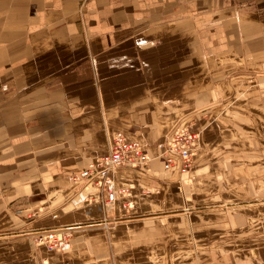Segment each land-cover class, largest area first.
<instances>
[{"label": "crops", "instance_id": "1", "mask_svg": "<svg viewBox=\"0 0 264 264\" xmlns=\"http://www.w3.org/2000/svg\"><path fill=\"white\" fill-rule=\"evenodd\" d=\"M115 132L150 156L129 208L70 180ZM0 264H264V0H0Z\"/></svg>", "mask_w": 264, "mask_h": 264}, {"label": "built area", "instance_id": "2", "mask_svg": "<svg viewBox=\"0 0 264 264\" xmlns=\"http://www.w3.org/2000/svg\"><path fill=\"white\" fill-rule=\"evenodd\" d=\"M198 132L187 125L175 124L168 136L157 146L159 156L163 158V167L167 170L176 168L185 172L193 166V156L198 148ZM107 152L91 160L79 173L70 177L71 182H77L86 190H97L103 193L104 206L111 204L117 198H124L122 206L129 208L132 196V184L116 185V171L142 168L147 165L150 156L136 141L129 140L121 132L111 136ZM126 198V199H125ZM69 231L39 232L34 240L48 249L63 251L70 246Z\"/></svg>", "mask_w": 264, "mask_h": 264}, {"label": "rangeland", "instance_id": "3", "mask_svg": "<svg viewBox=\"0 0 264 264\" xmlns=\"http://www.w3.org/2000/svg\"><path fill=\"white\" fill-rule=\"evenodd\" d=\"M182 122H183V121H179V122H177L176 124H182V125H185V124L182 123ZM174 125H175V124H174ZM174 125H173V126H174ZM173 126H172V127H173ZM159 157H161V156H159ZM161 158H162V157H161ZM148 164H149V162L147 163V165L143 166L142 169L144 168V169H146V171L149 170V165H148ZM192 167H193V166H192ZM164 169H165V168H164ZM191 169H192V168H191ZM165 170H167V169H165Z\"/></svg>", "mask_w": 264, "mask_h": 264}]
</instances>
